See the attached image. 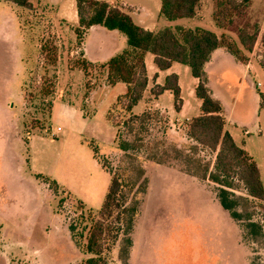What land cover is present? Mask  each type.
<instances>
[{
    "label": "rangeland",
    "instance_id": "obj_1",
    "mask_svg": "<svg viewBox=\"0 0 264 264\" xmlns=\"http://www.w3.org/2000/svg\"><path fill=\"white\" fill-rule=\"evenodd\" d=\"M29 1L31 8L0 0V264H80L88 257L82 248L86 237L80 236L84 226L79 228L77 242L69 226L82 213L87 217L89 211L96 214L101 209L114 173L134 186L128 205L137 213L132 223L127 216L121 224L109 264H264V233H257L248 220L264 229V208L247 203L238 186L230 199L237 203L234 208L239 217L222 207L221 187L211 179L216 153L190 141L186 124L159 112L147 124L148 132L140 134L142 141H137L122 125L121 115L116 122L121 123L128 151H120L116 143L112 154L103 155L111 149L107 114L127 86H109L107 72L98 67L71 75L69 67L78 68L77 62L82 61L86 33L79 37L78 26L64 19H71L74 8L69 0ZM157 3L160 5L159 0ZM216 3L204 0L203 23L168 20L159 14V31L168 29L179 35L181 26H199L221 33L213 20ZM251 4L253 11L242 10L234 18L237 29L249 24L250 30L255 25L260 30L258 18H263L264 0ZM97 41L104 43L102 37L97 38L92 52L99 50ZM42 46L46 47L44 53ZM124 46L128 48L127 42ZM261 51L264 53V30L256 54ZM54 55L57 64L49 65L48 58ZM50 82L54 92L43 96L42 87ZM255 82L263 85L259 90L254 87L258 103H263V72ZM231 87H235L234 79ZM92 90L96 93L86 104ZM54 98L78 101L86 116H95L87 137L103 151L101 154L90 142L104 170L95 166L89 146H81L68 132L63 139L50 138L46 148L54 160L45 168H51L55 177L32 173L27 141L35 132L50 135L49 105ZM258 106L262 108L261 103ZM142 111V106H137L133 113ZM58 128L56 125L53 130ZM237 133L243 137L242 129ZM237 142L241 146V141ZM253 151L264 182V146ZM39 176L60 181L63 188L55 193Z\"/></svg>",
    "mask_w": 264,
    "mask_h": 264
},
{
    "label": "trees",
    "instance_id": "obj_2",
    "mask_svg": "<svg viewBox=\"0 0 264 264\" xmlns=\"http://www.w3.org/2000/svg\"><path fill=\"white\" fill-rule=\"evenodd\" d=\"M12 2L20 7L31 8L29 0H3ZM161 14L168 20L193 18L196 14L200 0H160ZM252 0H217L214 13L215 24L224 30L236 31L239 44L246 52L251 53L257 42L259 27L255 25L251 30L249 24L245 28L237 29L234 18L246 10ZM79 25L76 34L80 37L83 31L93 26H102L108 30H117L127 37L128 48L122 53L111 58L102 65H92L85 60L78 61L77 66L84 72L90 68L98 67L107 72L110 86L122 82L127 85L126 94L120 96L107 114V121L117 129L116 143L122 152L128 151V143L122 139L120 124L116 122L123 116L122 125L128 133L134 134L137 141H142L140 134L148 132L147 124L159 116V111L148 110L141 115L133 113V109L142 100L148 85V75L145 65L147 53L155 56V63L161 71L168 70L173 63L178 62L188 66L192 75L199 80L196 96L202 101V114L186 124L187 135L202 147L216 153L215 172L212 181L221 187L220 202L222 207L230 211L234 218L239 214L235 212L236 202L230 199L233 196L234 186L241 188L247 203L264 208V183L257 163L249 154L240 148L232 136L225 131V118L221 103L214 99L206 85L205 66L210 61L212 54L219 48H225L238 61L246 63L248 57L237 43L223 35L218 37L215 33L205 29H180L179 36L171 30L160 33L147 31L136 25L132 18L122 12L118 7L97 0H76ZM236 29V30H235ZM45 46H42L44 53ZM49 65L57 64V58L49 56ZM264 68V57L261 61ZM47 82V81H46ZM48 83V82H47ZM42 87L43 96L53 94V82ZM171 90L175 97V110H180V88L178 78L172 75L166 79L164 86H157L154 96ZM51 109V104L49 105ZM117 113V115H116ZM127 114L126 119L125 115ZM29 144V141H27ZM94 154L101 160L97 150ZM101 163V162H100ZM105 167V166H104ZM111 173V172H110ZM50 188L58 193L60 189L56 181L39 176ZM237 184V185H235ZM134 186L124 180L119 173L111 174L110 185L101 209L94 214L89 211L87 217L80 215L76 222L70 224L69 230L75 242L81 230V239L86 237L82 246L88 256L80 264H109L110 256L118 241L121 224L127 216H135L136 209L128 205L129 192ZM62 204V203H61ZM80 210H84L82 203ZM123 219V220H122ZM134 218L131 219V222ZM251 222L257 233H264L260 223ZM0 225V238H1Z\"/></svg>",
    "mask_w": 264,
    "mask_h": 264
},
{
    "label": "crops",
    "instance_id": "obj_3",
    "mask_svg": "<svg viewBox=\"0 0 264 264\" xmlns=\"http://www.w3.org/2000/svg\"><path fill=\"white\" fill-rule=\"evenodd\" d=\"M97 1L106 2L112 6L118 7L122 12L129 15L136 25L147 31L153 33L162 32L159 31V24L162 18L159 15L161 14L162 8L160 0V5L157 3V0ZM69 3H71V6L74 8L72 17L70 20L66 19L68 17H64V19L68 23H71V26L77 27L79 25V17L76 7V0H69ZM251 3L247 7V10L250 12L253 11L254 8V6H252L253 4ZM205 8L206 6L204 4V0H200L195 16L193 18L183 19H191L192 21L203 23L205 21ZM260 12L262 13L263 18H258L260 30L257 42L251 53L246 52L244 48L239 44L236 32L221 29L215 24L216 27L223 31L221 33L215 34L218 37H222L223 35H225L226 37H229L230 39H232V41L237 43L248 57V61L246 63H241L240 61H238L230 52H228L227 49L219 48L214 51L210 61L205 66L206 85L208 86L212 97L218 100L223 108V116L226 122L225 131L232 136L236 144L238 143V140L241 141V146H239L238 144L237 145L244 151H246L254 161L255 152L253 151V149L256 146H264V101L262 103V101L260 102L259 100L258 103V97L254 93V87L259 90V88L263 86L261 82L256 83L255 80L260 79L261 72H263L264 74V68L261 65L264 53L261 51L262 54H256V48L259 44V39L262 36V32L264 30V8ZM161 16L163 15L161 14ZM179 28L191 30H195L198 28L204 29L199 26H197L196 28H192L190 26H181ZM117 32L119 31H106V28L102 26H93L89 30H87L82 43V60H85L94 66L102 65L107 63L114 56L122 53L125 49H127L124 46L125 42H127V37L123 35V33ZM100 37L104 39V43L102 44L97 41V43H99V50L96 52H92V48L94 47L97 38ZM145 65L148 75V85L146 91L144 92L142 100L137 105L142 106L143 111L142 113L136 115H141L148 110H157L161 113H167L170 116V119L172 121H175L176 123L187 124L192 119L199 117L202 114V101L196 96V89L199 85V80L192 75L191 70L188 66L175 62L168 70L161 71L157 67L155 63V56L152 53L146 54ZM69 69L71 75H75L76 72H82V70L79 68L69 67ZM104 73H106V71H104ZM172 75L177 76L178 87L180 88L181 105L179 111L175 110V97L174 93L171 90H166L158 96H154L153 94L155 88L157 86H164L166 79ZM232 79H234L235 86L233 88L231 87ZM126 92L124 94H126ZM95 93V90H92L89 93L88 98L85 100L86 104L91 103L92 96ZM262 99H264V94ZM260 103L262 104V108L258 106V104ZM94 119L95 116H86L85 109L82 108L78 101L72 103L62 101L60 98H54L51 101L49 118L50 135L41 136V133L35 132L29 138V152L31 154L30 162L32 164V173L34 171V174L42 173L55 177V174H53L54 172H50L51 168L48 169V171H46L45 168L46 163H52L54 160L53 157H49L47 155L46 148L49 147V143L52 142L50 138H53L55 140L59 138L63 139L68 132H70L72 137L78 139V143H81V146H84L85 144L89 146V150L91 151V156L95 166L103 169L99 159H97V157L95 156L94 150L90 145V142H94L95 144L96 142L94 141V139L87 137L93 126L92 124L94 123ZM56 125L57 127H59L57 132L53 130V127ZM107 127L111 132V138L109 142V146H111V149L110 152L104 153L103 155L112 154L114 152V145L116 144L117 129L109 122L107 124ZM238 129L243 130V137H241L237 133ZM188 138L190 139V141H194L190 137ZM96 146L98 147L97 144ZM99 148L100 147H98V150L101 153L102 150L101 148ZM255 162L259 167L261 178L263 179L261 165L257 161ZM56 164H58V162H56ZM57 184L60 188H63V184L60 181H57ZM67 191L71 193L69 190Z\"/></svg>",
    "mask_w": 264,
    "mask_h": 264
},
{
    "label": "built area",
    "instance_id": "obj_4",
    "mask_svg": "<svg viewBox=\"0 0 264 264\" xmlns=\"http://www.w3.org/2000/svg\"><path fill=\"white\" fill-rule=\"evenodd\" d=\"M60 130V129H59Z\"/></svg>",
    "mask_w": 264,
    "mask_h": 264
}]
</instances>
